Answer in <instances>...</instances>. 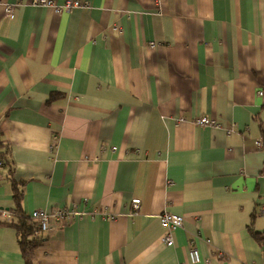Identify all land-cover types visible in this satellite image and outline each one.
I'll return each mask as SVG.
<instances>
[{"label":"crops","instance_id":"0c3cea01","mask_svg":"<svg viewBox=\"0 0 264 264\" xmlns=\"http://www.w3.org/2000/svg\"><path fill=\"white\" fill-rule=\"evenodd\" d=\"M32 1L0 0V209L15 180L28 216L82 212L35 264H264V0ZM0 264H23L8 224Z\"/></svg>","mask_w":264,"mask_h":264},{"label":"built area","instance_id":"2783aa9c","mask_svg":"<svg viewBox=\"0 0 264 264\" xmlns=\"http://www.w3.org/2000/svg\"><path fill=\"white\" fill-rule=\"evenodd\" d=\"M32 3L43 5L46 7H49L53 10L55 14H61L63 12L70 11L73 8L83 7L86 5L85 2L80 0H64L63 3L57 4L54 0H33ZM13 5L14 4H7L5 7V14L6 16L10 17L13 11ZM152 45V43H151ZM257 94L260 96H264L263 89H259L257 91ZM194 123L199 126H211V127H217L218 123L215 119L209 118L206 116L197 117L194 120ZM228 131H231L232 128L227 129ZM256 145L258 147L262 146V143L260 140L256 141ZM2 161L0 159V183L2 181ZM140 200L137 198H134L131 200V205L134 210H137L139 208ZM82 214L81 211H79L76 206H72L70 208L63 207L58 209H52L51 211L46 210H34L29 215L38 225L39 230L38 232L42 235H44L46 232H48L54 223H63L67 224L75 219H77ZM103 214V213H102ZM0 215L4 219L10 218V213L5 210L0 209ZM107 217H112L111 214H103ZM160 223L161 226L167 231V233L161 238L162 242L166 245H172L173 241L172 238L169 235V231L178 227L182 226L183 223V217L182 215L171 213V212H163L160 216ZM191 261H198L199 255L198 251L196 249H192L189 253Z\"/></svg>","mask_w":264,"mask_h":264},{"label":"trees","instance_id":"16d2710c","mask_svg":"<svg viewBox=\"0 0 264 264\" xmlns=\"http://www.w3.org/2000/svg\"><path fill=\"white\" fill-rule=\"evenodd\" d=\"M53 94L55 93H52L50 96L52 97ZM0 159L4 167L7 161L4 156H0ZM19 187L20 185L13 180V199L15 204L8 211L10 218L1 220L0 225L8 224L15 227L23 264H35V250L42 244L44 235L38 232L39 227L37 223L22 210L20 205L21 188ZM248 230L259 244L264 243V233L254 230L251 227V222Z\"/></svg>","mask_w":264,"mask_h":264},{"label":"rangeland","instance_id":"374dc122","mask_svg":"<svg viewBox=\"0 0 264 264\" xmlns=\"http://www.w3.org/2000/svg\"><path fill=\"white\" fill-rule=\"evenodd\" d=\"M6 5H7V4H6ZM33 5H36V6H43V5H38V4H34V3H33ZM17 6H18L17 4H14V5H13V11H12V14H11V16H10L9 18L12 17V15H13V13H14V11H15V9H16ZM5 7H6V6H5ZM73 9H74V8H73ZM71 10H72V9H71ZM4 12H5V9H4ZM5 15H6V14H5ZM7 17H8V16H7ZM151 43H152V45H151ZM151 43H150V45H151V46H154V42H151Z\"/></svg>","mask_w":264,"mask_h":264}]
</instances>
